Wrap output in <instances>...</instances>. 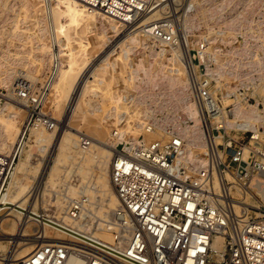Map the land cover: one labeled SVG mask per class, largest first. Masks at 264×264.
<instances>
[{"label": "bare ground", "instance_id": "obj_1", "mask_svg": "<svg viewBox=\"0 0 264 264\" xmlns=\"http://www.w3.org/2000/svg\"><path fill=\"white\" fill-rule=\"evenodd\" d=\"M214 1L189 0L191 15L179 25L184 32L177 28L181 57L178 47L153 37L142 24L128 30L131 26L79 0H0V85L5 88L0 93V156H12L34 113L41 121L47 108L64 119L70 115L57 130L47 131L41 122H34L29 128L33 143L25 141L18 150L9 184V212L0 221V233L13 244L7 249L0 240L4 263L27 256L44 241L28 233L21 209L45 173L53 147L57 153L44 182L42 205L52 206L55 217H63L68 202L81 195L88 196L92 213L99 217L117 206L110 168L113 154L119 152L190 185L218 189L219 174L211 164L195 101V65L188 56L191 42L198 45L208 79L216 81L224 103L232 105L235 121L255 136L264 132L259 131L264 129V21L246 20L245 30L233 17L223 16L225 6L216 8ZM158 17L162 16L153 11L146 21ZM211 20L224 29H214ZM202 22L210 34L194 37L192 29ZM253 94L262 100L263 109L257 100L248 102L247 96ZM31 99L43 102L44 110L29 111ZM80 139L88 145L83 147ZM35 152L40 153L39 160H34ZM225 177L231 181L228 174ZM228 192L239 200L238 189L229 186ZM257 192L264 194L260 188ZM241 198L246 206L251 201L248 195ZM232 205L236 213L249 216L247 208ZM51 230L44 229L45 238H64ZM98 236L110 238L105 232ZM66 264L79 262L70 257Z\"/></svg>", "mask_w": 264, "mask_h": 264}, {"label": "built area", "instance_id": "obj_2", "mask_svg": "<svg viewBox=\"0 0 264 264\" xmlns=\"http://www.w3.org/2000/svg\"><path fill=\"white\" fill-rule=\"evenodd\" d=\"M79 1L129 26L142 24L153 37L180 48L179 19L170 12L168 0ZM153 11L164 16L146 21L143 17ZM195 79V101L208 137L211 164L219 174L218 189L190 185L180 177L115 153L110 180L118 204L106 217L92 213L87 195L71 199L63 217L43 208L33 209L27 203L21 209L22 216L33 224V237L44 241L25 257L7 263L0 259V263L66 264L72 257L79 264H264V218L236 213L232 205L236 200L228 192L232 186L241 193L239 200L242 194L256 196L257 209L264 217V194L257 192L260 188L264 193V140L235 121L232 105H222L206 71L201 79ZM38 118L30 116L12 156H0V216L10 205L11 174L30 125H54L47 117L43 121ZM79 142L83 147L88 145L86 139ZM46 227L60 231L64 238H45ZM99 232L110 238L98 236Z\"/></svg>", "mask_w": 264, "mask_h": 264}, {"label": "rangeland", "instance_id": "obj_3", "mask_svg": "<svg viewBox=\"0 0 264 264\" xmlns=\"http://www.w3.org/2000/svg\"><path fill=\"white\" fill-rule=\"evenodd\" d=\"M168 1H169L170 12L172 14H174L175 16H177V18L179 19V25L186 20V17H189L191 15L190 10H188L189 0H168ZM221 1L222 0H215L213 4L216 6V8H222L225 6L223 8V11H222V13L224 12L223 16L228 17V18L233 17V22L237 23V24H243L245 27V30H247L249 28L246 24V20L251 21L252 19H255V20L259 19V20L264 21V0H257V1L253 0V2L250 3L249 5L247 3L248 0H223L222 2ZM150 13L151 12H149L143 18L146 19ZM218 14H219V12L216 13V15H218ZM159 16H164V14L162 12H160ZM197 17H200V16L198 15ZM241 20H245V22H241ZM196 21H198V18H196ZM202 23L203 24L199 25L198 27H194L192 29V34L194 35V37H199L202 35L210 34V30H209L208 26L206 25V23H204V22H202ZM210 24L214 27V29H217V30L219 28L224 29V27H225L221 23L216 24L215 20H211ZM133 28L134 27L131 26V27H129L128 30H131ZM182 32H184L183 27H181V29L179 27V33H182ZM247 38H248L247 36L243 37V39H247ZM248 40H249V38H248ZM198 51H199L198 45L195 42H191L189 45L188 56L193 61V64L195 65V71H194L195 76L194 77L201 79L202 75L206 71V66H205V63L203 61H201V59L199 57L200 53H198ZM179 54H180L179 56L183 57L181 47L179 48ZM85 78L86 77H84L83 80H81V82L79 83V86L77 88V93L80 90L81 84ZM212 84L214 86L216 84V81L212 80ZM0 93L1 94L5 93V88L2 85H0ZM217 96H218V99L221 101L222 105L231 106V104L224 103L225 100L222 99L221 94L218 91H217ZM0 97H1V95H0ZM247 99H248V102L251 104L256 103V100H257L258 101L257 102L258 107L260 109H263L262 100L259 98V96L257 94L248 95ZM28 105H30V108H28L29 111H30V109H33V108L35 109L36 112H39L41 109H43V102H40V101H37V103H36V100L31 99L29 101ZM45 112L47 114L46 117L54 124V126L52 128L45 127L47 131H51L53 129L57 130L58 127L60 126V123H62V122L67 123L68 119L70 117V115H69V117L67 115V117H68L67 119L61 118L62 114L61 113L58 114L54 108L53 109L47 108L45 110ZM34 116H37V114L34 113ZM50 116H55L59 120L52 119V118H50ZM65 129H66V127H63V129H61V130L64 131ZM260 130L264 131L263 128H261ZM63 131L60 132V135H61V133H63ZM67 131L80 135V133L76 132L75 130L73 131V129H70V128H68ZM84 137L86 138L87 136H84ZM243 138L247 139V136L245 135ZM259 138L264 140V132L261 134V136ZM25 140H26L27 144H29V143L32 144L33 143L32 140H34V135L30 134V132L27 133V137ZM56 153H57V147H55V148L53 147L51 150L49 160H48L49 164L47 165V169H46L45 173L41 175V178H40L41 180L39 179V181H38L40 183L37 182V184L35 186L36 190H35L33 196L28 201V205L31 208H33V209H36V208L37 209H41V208L46 209L47 208L46 210L49 211L50 214L53 212L54 208L52 206H49V207L47 206L46 208H44L45 206L42 205V204H44L43 203V193L45 192V183L44 182L47 179V173L49 171V168L53 164V159H54ZM33 157H34V160H36V159L39 160V158L41 156H40L39 152H35ZM247 194L249 195V193H247ZM242 196H243V194H242ZM51 197H53L52 194L50 195V199H51ZM249 197H250L251 201H248L249 203L247 204V206H246V204L239 203V202L243 201V199H240L238 202L234 201V203L239 204L243 208H247L249 210V216L250 217L258 219V220H262L264 218L261 216V214H263V212H261L257 209L256 196L249 195ZM46 198L48 199V196H46ZM36 201H37V203H36ZM51 201H53V198L51 199ZM33 202H34V206H33ZM35 203H36V206H35ZM38 203H40V205ZM7 212H9L8 209H6L5 212L2 213V215L0 216V221L5 218L4 214ZM257 213H259V214H257ZM26 224H28V227H27L28 233L32 234L33 233V227H34L33 224L29 221H27ZM48 231L51 233V231H52L51 228H48ZM6 239H7V235L4 233L3 234L0 233V240L4 241V244H7V247H8L7 249H9V247L12 246L13 244L8 243L10 241H9V239H7V240ZM37 243H38V241H36L34 244H37Z\"/></svg>", "mask_w": 264, "mask_h": 264}]
</instances>
